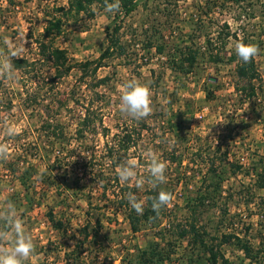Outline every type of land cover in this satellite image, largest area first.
I'll return each instance as SVG.
<instances>
[{"label": "rangeland", "instance_id": "obj_1", "mask_svg": "<svg viewBox=\"0 0 264 264\" xmlns=\"http://www.w3.org/2000/svg\"><path fill=\"white\" fill-rule=\"evenodd\" d=\"M13 2L0 0V49L8 52L6 38L33 62L28 70L15 69L14 81L0 78V143L10 151L0 160V207L13 202L33 238L34 253L24 264H135L137 248L160 239V231L161 244L172 251L162 264H264V0H138L119 17L124 53L104 58L94 74L93 64L82 73L75 63L102 52L112 13L96 5L93 14L67 13L61 32L44 37L47 19L67 0ZM21 30L26 43L17 40ZM238 37L259 49L260 77L251 97L231 58ZM43 38L65 49L74 63L68 73L55 75L39 44ZM188 47L198 52L180 69V51ZM130 78L151 90L152 113L139 121L119 110V86ZM84 113L91 124L80 134ZM5 121L18 129L15 136L7 135ZM54 129L57 134L48 135ZM148 149L167 165V182L156 188L171 193L172 201L132 232L121 195L143 200L151 188ZM129 153L143 189L121 184L116 173ZM25 171L28 189L20 178ZM205 191L213 198L197 205ZM51 208L64 229L52 227ZM191 222L214 244L215 262L192 232L177 236ZM86 224L92 236L84 249L67 254ZM224 232L249 240L257 248L253 257L232 241L219 242Z\"/></svg>", "mask_w": 264, "mask_h": 264}, {"label": "trees", "instance_id": "obj_2", "mask_svg": "<svg viewBox=\"0 0 264 264\" xmlns=\"http://www.w3.org/2000/svg\"><path fill=\"white\" fill-rule=\"evenodd\" d=\"M10 4H15L13 0H8ZM109 3L114 2V0H108ZM138 0H120V11L116 14H112V20L106 27V45L102 52L98 55V57L94 59H86L83 61H78L75 63L81 70L82 73L86 72V69L88 68L89 64H93L92 70L93 74L95 73L96 69L101 66L103 63V59L109 56L114 55H121L124 53L125 45L120 39L119 35V29L121 26V23L119 21L120 16H124L129 14L137 5ZM98 6L101 8H105V0H67V5H62L58 9L61 10V13L52 15L47 19V23L44 26V30L42 35L44 37H50L53 34H59L61 32L62 27V15H65L67 13L70 14H78L80 12H85L88 14H93V7ZM44 38L42 40H39L40 47H42V52L44 54V57L51 61L54 68H55V75L57 77L62 76L69 72L70 68L73 66V62L68 61V57L66 54V51L64 48L59 47L57 45L52 44H46L44 41ZM242 40L245 43L247 42V39L245 37H238V41ZM147 46H151V43H147ZM156 50L161 52L163 49L162 44L156 43L155 44ZM197 50H191L189 47L187 50L180 51L181 61L179 68H184L183 62H189L191 65L194 61ZM213 59H218L219 55L216 53L214 55H211ZM231 58L236 60V73L239 76V78L244 80V84L242 86V89L245 91L246 97H251L256 94V84L255 80L260 77L259 71L257 70V67L255 65V58L252 59L249 63H244L242 60L238 58L236 53L231 54ZM183 60V61H182ZM33 61L29 60L26 56H20V58L13 57L11 59V63L13 64L15 69H25L28 70L29 66H31ZM107 78V75L99 77L97 79V83L103 82ZM89 115L87 113H84V115L81 118L80 125L76 128L78 133L81 134L82 128L85 126H89L91 123L89 121ZM47 127H50L49 123H45ZM60 128V127H59ZM58 128V129H59ZM57 129V127H56ZM52 134L48 135H56L55 129L52 131ZM61 133V131L59 132ZM131 140V134L127 133L124 137V143L123 148L124 150H127L129 141ZM112 148L110 146L107 147L108 154L112 155ZM60 155H56L55 160ZM113 158V157H111ZM27 174V171L22 173L20 175V178L22 180V183L24 185V188L28 189L29 185L27 184V180L25 178V175ZM264 180L261 178L259 181V186H263ZM127 194L124 193L121 195V201L120 204L124 209V216L129 222V227L132 232L138 231L142 225H144L148 220H154L157 218V213H155L152 210L151 204H152V197H156L159 194V190L157 188H149V190L143 195V201H144V212L142 215H138L136 211L131 208L129 205ZM140 199V197H138ZM213 198V195H211L208 191H205L204 194L200 195L199 201L197 202V205L205 204L206 200L211 201ZM196 205V206H197ZM195 206V207H196ZM46 215L48 220L50 221L52 227L56 230L64 229V220L62 217H58L53 209H48L46 211ZM88 224L84 225L81 229V239H77L75 241V246L71 251H68L67 254H70L71 252L74 253L76 251H79L80 249H84L85 247V241L88 240L89 237H91V231L88 229ZM188 231L192 232L193 241L199 242L209 253L210 259H212L213 262H215L216 259V253H215V247L213 243L208 242L204 237L202 236L201 230L198 228V226L191 222L188 229L181 227L177 230V236H183ZM205 230L203 229L202 232ZM159 235L158 240H152L147 245L143 247H138L136 252V258L135 264H162L166 259L171 258L172 251L170 249H167L165 245L161 244V240L165 242V235L163 231L157 232ZM214 239L216 237H213ZM219 242H234L238 248L242 249L244 252V255L246 257H253V252L257 251V248L255 249L249 240L246 238L237 235L233 232H224L220 235ZM167 243L170 245L171 241L167 240ZM82 251V250H81Z\"/></svg>", "mask_w": 264, "mask_h": 264}, {"label": "clouds", "instance_id": "obj_3", "mask_svg": "<svg viewBox=\"0 0 264 264\" xmlns=\"http://www.w3.org/2000/svg\"><path fill=\"white\" fill-rule=\"evenodd\" d=\"M93 11H95V7H93ZM105 11L112 14L118 13L120 11V0H114L111 3L105 0ZM17 40L24 43L27 42L26 34L22 30ZM4 44L8 46V52L6 53L3 49H0V78L14 81L17 78V73L11 63V59L13 57L20 58L23 48L13 49L6 38L4 39ZM234 50L238 58L244 63L251 62L259 53L257 46L245 43L242 40L234 43ZM119 92V110L122 114L137 121L151 115V90L146 83L137 78H130L119 86ZM4 127L8 136H15L18 132V129L7 121H5ZM9 156V145L0 143V160H7ZM144 156L147 161L146 171L149 174L147 183L152 188L166 183V163L151 149H148ZM137 167V160L132 158L131 153H129V158L116 169L121 184L134 182L137 189H143L145 181L137 178V172L135 171ZM129 186H132V184L129 183ZM127 199L131 208L138 215H142L144 212V201L131 192L127 194ZM151 199L152 210L159 214L162 208L171 205L172 195L165 190H160L158 196ZM34 247L33 238L25 229L15 204L8 201L6 206L0 207V264H24L34 253Z\"/></svg>", "mask_w": 264, "mask_h": 264}]
</instances>
